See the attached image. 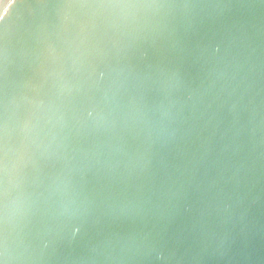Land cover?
I'll list each match as a JSON object with an SVG mask.
<instances>
[{
	"label": "water",
	"instance_id": "1",
	"mask_svg": "<svg viewBox=\"0 0 264 264\" xmlns=\"http://www.w3.org/2000/svg\"><path fill=\"white\" fill-rule=\"evenodd\" d=\"M0 264H264V0H0Z\"/></svg>",
	"mask_w": 264,
	"mask_h": 264
}]
</instances>
